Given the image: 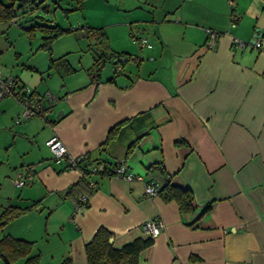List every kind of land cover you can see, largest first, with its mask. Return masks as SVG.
<instances>
[{"label": "crops", "instance_id": "crops-1", "mask_svg": "<svg viewBox=\"0 0 264 264\" xmlns=\"http://www.w3.org/2000/svg\"><path fill=\"white\" fill-rule=\"evenodd\" d=\"M132 6L140 12L111 24L126 23L151 38L130 57L138 69L127 68L128 60L118 70L113 61L112 74L105 62L76 81L77 69L68 64L65 73L73 77L60 93L46 90L59 98L54 111L22 121L19 132L32 142L24 166L13 167L9 159L4 165L0 214L8 205H37L0 229V239L10 234L33 241L42 264L66 257L90 264L85 245L100 226L120 248L149 237L144 223L156 218L165 227L141 250L139 264H264V46L251 44L256 37L264 42V0H140ZM208 29L220 33L214 44ZM235 37L248 45L236 46ZM111 51L126 54L125 48ZM10 98L0 101V115ZM20 110L19 104L13 115ZM121 121L116 137L100 149ZM53 135L72 156L90 154L111 168L124 160L133 178L93 175L89 204L76 209L66 189L82 172L67 160L55 162L46 143ZM27 169L32 182L16 185L18 172ZM167 175L191 189L193 212L147 194L149 181L161 184ZM0 264L7 263L0 257Z\"/></svg>", "mask_w": 264, "mask_h": 264}, {"label": "rangeland", "instance_id": "rangeland-1", "mask_svg": "<svg viewBox=\"0 0 264 264\" xmlns=\"http://www.w3.org/2000/svg\"><path fill=\"white\" fill-rule=\"evenodd\" d=\"M1 1L7 3L9 0ZM135 1L140 0H84L82 7L77 0H32L24 7L18 2L13 18L0 17V71L19 76L39 92L49 89L56 94L60 93L68 76L73 75L65 73L68 64L77 69L74 80L80 81L81 77L93 76L98 70L93 63L99 55H107L106 70L113 74L112 64L116 60L112 57L113 48H125L124 52L133 58L141 50L140 42L133 35L151 42L146 34L140 36L136 30L127 29L126 23L111 24L126 22L131 14L139 13L140 10L132 6ZM36 25L61 28L51 49L42 46L46 31L35 28ZM102 26L108 29L109 39L101 34ZM30 27L33 29L29 30ZM116 65L122 68L121 63ZM137 66L129 59L127 68L137 70ZM16 103L14 97L8 99L7 113L0 115V165H3L0 176L4 174L8 159L13 167L24 166L32 142V138L19 132L25 122H15L13 112H17L19 105Z\"/></svg>", "mask_w": 264, "mask_h": 264}, {"label": "trees", "instance_id": "trees-1", "mask_svg": "<svg viewBox=\"0 0 264 264\" xmlns=\"http://www.w3.org/2000/svg\"><path fill=\"white\" fill-rule=\"evenodd\" d=\"M84 0H77L78 5L82 7ZM20 2V7L32 2V0H9L7 3H3L0 0V17L1 18H13L15 16V6ZM41 28L46 31L44 36V42L42 46L51 49L53 40L60 34L61 28L57 25H36L35 28ZM31 28V29H30ZM32 30L33 27H30ZM101 34L107 39L105 30L101 29ZM109 45V44H108ZM109 56L99 55L93 64L94 68L99 69L108 60ZM112 57L116 60L122 61V58L126 57L125 61H128L131 57L130 54H124L122 52L112 51ZM123 121L115 124L108 132L106 141L101 144L100 149H103L110 143L118 134L120 126ZM138 139H135L128 147L125 158L131 153L135 145L138 143ZM103 163V169L94 170V166ZM119 163H116L118 165ZM115 165V167H116ZM157 166L153 164L152 167ZM162 167V164H160ZM82 172V177L70 187L66 189V194H72L75 199V206H80L82 203L79 197L86 194L89 198L95 191L96 184L93 185V180L91 179L93 175H115L114 168H111L109 163L102 159H94L90 154H85L80 156V159L76 162L75 166ZM167 178L161 184H156L158 186L157 195H159L163 200L176 201L179 204L180 210L182 212H193L196 208L193 205L194 195L191 189L180 187L172 182L171 176L167 175ZM89 204V202H88ZM87 204V205H88ZM37 205V202L27 206L21 207L16 205L6 206L0 214V229L4 228L13 219L19 217L25 212L32 210ZM86 205V206H87ZM210 204L204 206L200 214L195 218L198 220L208 209ZM193 220V222L195 221ZM113 238V233L105 226H100L95 232L92 239L86 243L85 250L87 255L88 263L90 264H139V255L141 250L153 243V237L147 238H136L132 242L126 243L122 247L118 248L111 242ZM34 242L23 238L15 237L10 234L4 235L0 239V257L4 260L3 255H7L13 264H16L18 260L25 259V264H42L40 254H34ZM5 262V260H4ZM6 263V262H5ZM60 264H72L70 257H66Z\"/></svg>", "mask_w": 264, "mask_h": 264}, {"label": "built area", "instance_id": "built-area-1", "mask_svg": "<svg viewBox=\"0 0 264 264\" xmlns=\"http://www.w3.org/2000/svg\"><path fill=\"white\" fill-rule=\"evenodd\" d=\"M237 16L232 14L231 22L232 25L236 24ZM209 41L211 43H215L220 33L214 29H208ZM133 35V34H132ZM133 38L136 41H139L141 45H151L148 43L146 38L138 37L136 38L133 35ZM233 42L238 47H246L248 45L247 42L242 41L241 39L235 37ZM255 47H263L264 42L260 37H256L252 43ZM121 69V66L118 67V70ZM6 97H14L20 104L21 110L18 115L15 117L16 123H21L23 120H28L34 117L47 118L51 112L54 111L56 105L59 102V98L55 96L50 91L39 92L36 88L22 81L18 76L12 74H4L0 71V101ZM47 145L49 146L53 159L55 162H63L67 160L70 166H75L76 162L80 159V156H72L64 141L58 137L57 135L51 136L47 141ZM94 170L103 169V163H99L94 166ZM114 173L117 176L126 177L128 179H132L133 175L128 171L126 163L122 160L116 167L114 168ZM34 173L32 169L20 170L16 176L15 184L18 186H26L32 182ZM96 183H93L95 185ZM158 190V186L154 183L150 182L146 185V191L148 195H156ZM81 201L80 206H76V209L84 207L89 202V197L86 194H83L79 197ZM165 227V224L160 219H148L144 223L145 232L150 237L157 236Z\"/></svg>", "mask_w": 264, "mask_h": 264}, {"label": "water", "instance_id": "water-1", "mask_svg": "<svg viewBox=\"0 0 264 264\" xmlns=\"http://www.w3.org/2000/svg\"><path fill=\"white\" fill-rule=\"evenodd\" d=\"M134 58H136V57H134ZM127 58L126 57H124V58H122V61H125ZM115 62H118V63H120L121 61L120 60H115ZM111 242H113V238H111ZM3 258H4V260H5V262L7 263V264H13L11 261H10V259L8 258V256L7 255H3Z\"/></svg>", "mask_w": 264, "mask_h": 264}]
</instances>
